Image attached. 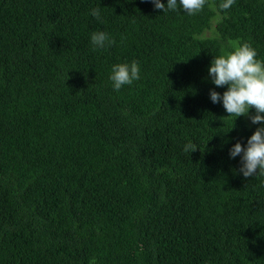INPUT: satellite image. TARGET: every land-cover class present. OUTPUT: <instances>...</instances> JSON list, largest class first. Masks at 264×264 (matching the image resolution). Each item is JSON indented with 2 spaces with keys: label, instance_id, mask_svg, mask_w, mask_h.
<instances>
[{
  "label": "trees",
  "instance_id": "16d2710c",
  "mask_svg": "<svg viewBox=\"0 0 264 264\" xmlns=\"http://www.w3.org/2000/svg\"><path fill=\"white\" fill-rule=\"evenodd\" d=\"M222 2L0 0V264H264V176L230 157L264 125L209 74L235 43L264 59V0Z\"/></svg>",
  "mask_w": 264,
  "mask_h": 264
},
{
  "label": "clouds",
  "instance_id": "9594fccd",
  "mask_svg": "<svg viewBox=\"0 0 264 264\" xmlns=\"http://www.w3.org/2000/svg\"><path fill=\"white\" fill-rule=\"evenodd\" d=\"M158 10L177 11L182 8L188 15H196L203 11L209 0H167L165 5L162 0H151ZM235 0H223L220 8L228 10ZM91 15L97 20L101 19L99 8L91 10ZM93 50L111 47L116 43L109 33L95 31L90 37ZM212 83L217 87L227 86L221 93L211 90L210 99L213 103L222 101L227 117H248L252 124L264 125V59H258L257 50L249 42L235 43L232 50L225 54L215 56L209 68ZM109 79L115 91L125 85H132L140 79L139 63H117L111 68ZM255 109V115H250V110ZM199 147L189 141L184 146L185 153H193ZM241 156L239 172L245 178L256 175L264 176V126L258 127L254 134L247 140L246 147L237 142L230 149V157L235 159Z\"/></svg>",
  "mask_w": 264,
  "mask_h": 264
},
{
  "label": "rangeland",
  "instance_id": "374dc122",
  "mask_svg": "<svg viewBox=\"0 0 264 264\" xmlns=\"http://www.w3.org/2000/svg\"><path fill=\"white\" fill-rule=\"evenodd\" d=\"M215 32L212 34L211 32L208 33V36H214Z\"/></svg>",
  "mask_w": 264,
  "mask_h": 264
}]
</instances>
